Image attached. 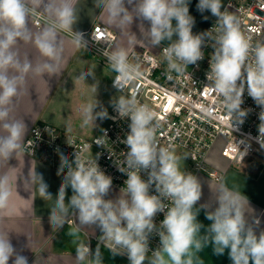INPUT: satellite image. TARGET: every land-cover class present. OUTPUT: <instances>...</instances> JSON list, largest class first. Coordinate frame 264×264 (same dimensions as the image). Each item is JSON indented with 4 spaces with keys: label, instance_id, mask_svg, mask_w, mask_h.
Returning a JSON list of instances; mask_svg holds the SVG:
<instances>
[{
    "label": "clouds",
    "instance_id": "9594fccd",
    "mask_svg": "<svg viewBox=\"0 0 264 264\" xmlns=\"http://www.w3.org/2000/svg\"><path fill=\"white\" fill-rule=\"evenodd\" d=\"M77 3L78 0H0V162L7 164L10 158L17 157L25 143V122L16 118L14 112L29 76L58 77L62 72L65 46L61 33L71 37L70 43L76 49L86 48L83 33L73 28L78 21ZM189 3L190 0H95L94 6L101 10L107 25L121 30L131 26L134 19L140 21L143 39L138 40L130 33L128 43L133 47L137 44L157 47L168 41L162 62L167 66L165 75L169 81L174 80L173 73L191 77L187 71L189 65L198 66L205 56L202 48L211 47L205 89L219 100L231 131L244 123L250 111L241 107L247 91L261 108L256 140L264 149V39L254 40L246 35L240 17L230 12L222 0H199L197 10L210 11L216 22L212 28L194 34L195 18L190 15ZM37 16L44 25L33 31L31 24ZM144 22L149 25L147 29ZM27 45L35 48L38 53L35 58L21 51ZM109 49L111 42L103 55L117 74L113 86L120 92L124 85L142 77L140 60L137 57L132 62L123 46ZM153 66L158 67L159 63ZM88 76L95 78L94 68L81 72L77 80L85 82ZM92 86L96 94L97 86ZM112 105L121 119L130 118V131L122 141L128 151L121 162H116L119 171L127 176L120 190L123 196L105 198L112 188V177L100 168L99 154L89 158L77 150L71 161L60 155L57 174H63V180L50 211L52 228L59 230L66 223L69 225V217L75 216L78 223L69 229L71 237L88 225L102 233L95 252L88 242L77 244L78 264H103L101 244L113 256L126 255L129 264H203L199 253L209 244L216 255H223L228 249L232 264H250V261L264 264V230L257 234L260 219L247 217L244 211L247 198L222 182L211 204L197 206L202 197L201 181L191 172L181 170V160L189 155H177L171 143L166 147L160 145L158 113L140 103L135 91L130 96L114 98ZM98 107L100 110L95 111ZM80 112L81 127L90 124L95 127L98 118H116L109 117L95 97L82 104ZM203 112L212 115L208 108ZM104 138H97L95 143L104 146ZM240 153L242 160L246 152ZM142 172L146 179L142 178ZM33 186L41 199H53L42 174L35 169L30 170L25 180L26 189ZM153 186L155 194H152ZM68 188L72 195L66 203ZM11 196L9 175H0V211H11ZM201 209L211 221L206 228L197 219ZM158 213H163L164 218L157 225L154 218ZM202 229H205L203 233ZM153 235H158L160 241L155 250L149 247ZM13 256V264H28V258L13 247L8 232H0V264H9Z\"/></svg>",
    "mask_w": 264,
    "mask_h": 264
},
{
    "label": "built area",
    "instance_id": "2783aa9c",
    "mask_svg": "<svg viewBox=\"0 0 264 264\" xmlns=\"http://www.w3.org/2000/svg\"><path fill=\"white\" fill-rule=\"evenodd\" d=\"M225 7L240 17L242 30L246 35H251L254 40L264 39V0H228ZM215 22L216 17L209 22L206 30L212 28ZM33 23L37 28H42L44 25L40 16L35 17ZM81 33L86 41V48L110 67L103 52L108 49L110 42L112 49L109 51L114 49L115 33L101 23ZM167 46L132 51L129 59L135 62L139 57L143 75L140 79L124 85L121 91L127 96L135 91L140 103L149 105L158 113V117L161 118L157 133L160 145L166 147L171 143L175 146V150L189 155L187 158L190 166L187 171L196 176L202 171H208L206 165H209V156L221 138L224 139L221 154L237 165L243 164L250 157L264 159V149L256 140L259 136L261 108L247 95V91L244 93V103L241 107L250 111L244 123L231 131L219 100L214 93L204 87L208 84L206 73L209 71L210 55L213 49L208 46L202 48L205 53L204 59L198 61V66L189 65L188 67L187 71L191 77L173 73L174 80L169 81L165 75L167 66L162 62V52ZM155 63H159V66L154 67ZM116 75L114 72L112 86ZM204 108H208L212 115H206L203 112ZM111 117L116 118H110V122L101 133L93 138H84L50 125H35L26 137L23 151L29 155L41 157L57 169L60 167L61 154L67 156L70 161L74 160V153L77 150L89 158H95L99 154L97 162L100 168L112 177V185L121 189L124 187L127 176L119 171L116 162H121L124 159V153L128 151L122 141L130 131V118L121 119L116 111ZM101 136L106 137L103 141L104 146L95 143V140ZM240 152H246L242 160ZM66 171L65 168L64 172ZM209 174L215 179L220 178L216 170L209 171ZM141 175L142 178H147L145 173L142 172ZM152 194H155L154 186ZM163 218V213H158L154 222L158 225ZM159 243L158 235L150 237V249L155 250Z\"/></svg>",
    "mask_w": 264,
    "mask_h": 264
},
{
    "label": "crops",
    "instance_id": "0c3cea01",
    "mask_svg": "<svg viewBox=\"0 0 264 264\" xmlns=\"http://www.w3.org/2000/svg\"><path fill=\"white\" fill-rule=\"evenodd\" d=\"M199 0H190L189 12L195 18V26L193 33H200L207 28L209 22L214 18L210 11L200 13L196 5ZM227 0H222L225 5ZM95 0H78L76 5L78 10V21L73 26L74 31H86L91 29L95 24L101 23L107 25L102 19L101 10L96 8ZM131 10V6L126 5ZM208 16L210 21L204 25V28L197 27L199 16ZM116 35V45L123 46L128 49L129 54L137 49H157L160 46L168 45V41H164L157 47L141 46L137 44L132 46L128 43L130 33L136 35L138 40H142L143 36L140 30V21L134 19L131 26L123 30L114 25H107ZM33 31H38L33 21L31 24ZM144 27H149L147 22H144ZM61 38L64 40L65 52L62 72L57 76L49 77L45 74L41 77L29 76L24 94L19 99L14 116L22 119L26 125V137L31 128L35 125L45 124L65 130L61 125L55 124V119L58 120L56 108L49 109V105L54 101L55 94L59 93L61 86L87 70L89 67L96 68L97 60L101 59L91 52L88 48L76 49L71 43V37L65 33H61ZM22 52H27L30 56L36 57L38 53L31 45L23 46ZM97 59V60H96ZM96 60V61H95ZM103 63V62H102ZM104 64V63H103ZM105 65V64H104ZM95 71V70H94ZM92 77V76H90ZM54 104H57L55 100ZM67 132V131H66ZM34 170L42 174L44 181L47 183L48 191L52 194L53 199L43 200L39 197L36 187L32 189L25 188V180L29 176L30 170ZM216 170L220 174L219 179H215L209 174V171ZM58 169L43 160L39 156H32L22 151L15 157L13 156L7 164L0 162V175L8 174L10 177L12 196L10 200L11 211H0V232H8L9 240L13 247L21 255L28 258V264H78L76 256V246L80 241L89 243L92 252H95L98 237L102 234L99 228L95 226H82L77 236L71 237L68 235L69 229L78 223L75 216L69 217V225L66 223L59 230L53 229L49 222L51 208L55 204V198L58 194V189L63 180V174L58 175ZM197 177L202 185V197L198 202L200 204H211L220 183L235 192L243 194L248 203L244 204V211L247 217H257L260 219V226L257 229V234L260 230H264V159L260 157H250L243 164L237 165L222 160L218 163L217 168L209 165L208 171L200 172ZM112 185V188L106 196V199H115L119 195L123 196V191ZM72 195L71 188L66 190L65 202L67 203ZM197 219L205 226L211 224V221L206 219L205 211L201 209ZM205 229H202V233ZM103 255V264H129L126 255H115L108 250L104 245H100ZM229 250L226 249L223 255H216L213 251V246L209 244L202 252L199 253L203 264H232L228 256ZM150 255V254H149ZM15 257H10L9 264H13ZM250 264L252 262L250 261Z\"/></svg>",
    "mask_w": 264,
    "mask_h": 264
},
{
    "label": "rangeland",
    "instance_id": "374dc122",
    "mask_svg": "<svg viewBox=\"0 0 264 264\" xmlns=\"http://www.w3.org/2000/svg\"><path fill=\"white\" fill-rule=\"evenodd\" d=\"M228 1V0H227ZM226 5V3H225ZM224 5V6H225ZM207 17V19H204ZM199 22L197 27L204 28L205 24L210 21L208 16H199ZM206 24V25H207ZM206 28V27H205ZM201 32L204 29L200 30ZM198 33V31H196ZM97 60V59H96ZM95 60V61H96ZM98 65L94 69L95 78L86 77L85 82L77 80L79 75L75 74V77L67 82L63 87L59 88L60 92L55 94L54 101L51 105H49V109L56 108L57 115H59L58 120L55 119V124L61 125L64 131L70 132L72 134L84 137V138H93L101 133L102 129L110 122V118H106L104 120H100L99 118L95 121V127L93 125H88L85 127H81L82 124V115L80 112V108L82 104H85L91 100H96L100 102L103 108H105L111 117L115 110L112 105V101L114 98H117L120 95L126 94L121 91L118 92L116 88H114L111 84L114 71L111 67L104 65L100 61H96ZM97 86L96 94L93 91V86ZM55 100H57V104H54ZM98 107L95 111H99ZM59 129V128H58ZM224 143V139L221 138L215 148L212 150L211 155L208 159V164L214 168H217V165L222 160L231 162L228 158L224 157L221 154V148ZM176 151V154L183 157L185 155L184 152ZM209 165H206V169H208ZM189 159L181 160V170L187 171L189 168ZM204 172V171H203Z\"/></svg>",
    "mask_w": 264,
    "mask_h": 264
}]
</instances>
